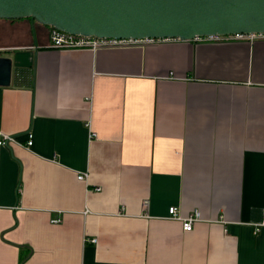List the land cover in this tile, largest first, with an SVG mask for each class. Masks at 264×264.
I'll use <instances>...</instances> for the list:
<instances>
[{"label": "crops", "instance_id": "1", "mask_svg": "<svg viewBox=\"0 0 264 264\" xmlns=\"http://www.w3.org/2000/svg\"><path fill=\"white\" fill-rule=\"evenodd\" d=\"M49 31L0 17V132L32 138L0 144V264H264V37L91 50Z\"/></svg>", "mask_w": 264, "mask_h": 264}, {"label": "water", "instance_id": "2", "mask_svg": "<svg viewBox=\"0 0 264 264\" xmlns=\"http://www.w3.org/2000/svg\"><path fill=\"white\" fill-rule=\"evenodd\" d=\"M0 17L86 35L190 40L264 32V0H0ZM10 78L11 60L0 56V84Z\"/></svg>", "mask_w": 264, "mask_h": 264}, {"label": "built area", "instance_id": "3", "mask_svg": "<svg viewBox=\"0 0 264 264\" xmlns=\"http://www.w3.org/2000/svg\"><path fill=\"white\" fill-rule=\"evenodd\" d=\"M256 37H264V32H236V33H228V34H207V35L195 36L193 39L208 40V41H225L231 39L254 40ZM49 39H50V45L56 48H89L91 50H96L103 46L125 45L130 42L139 40L133 38H115L111 36H95V35H86L80 33H72L56 28L54 26H50ZM144 39L153 40L155 38H144ZM96 136L97 133L89 127L88 139L94 138ZM13 142L19 143L26 147H30L32 143L30 132L28 133L27 138L24 142L19 141L12 134L0 132V144H9ZM87 176H88L87 171H80L77 173V178L80 180H85ZM95 189H99V186L95 187ZM145 203L146 202H144V206ZM168 212H169L168 214L169 217L176 218L181 221L182 229L184 231L191 230L194 226V223L201 219L200 212L196 208L185 216H180L178 214L176 206H170L168 208ZM51 221L57 223L61 221V218L55 216L51 218ZM262 225H264V209H263V218L261 221L255 224L256 226L255 228L258 229V227ZM90 240L96 241V238H91Z\"/></svg>", "mask_w": 264, "mask_h": 264}]
</instances>
